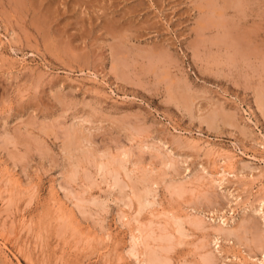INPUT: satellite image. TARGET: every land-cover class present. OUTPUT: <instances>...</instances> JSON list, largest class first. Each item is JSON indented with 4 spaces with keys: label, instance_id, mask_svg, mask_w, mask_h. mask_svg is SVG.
Listing matches in <instances>:
<instances>
[{
    "label": "rangeland",
    "instance_id": "rangeland-1",
    "mask_svg": "<svg viewBox=\"0 0 264 264\" xmlns=\"http://www.w3.org/2000/svg\"><path fill=\"white\" fill-rule=\"evenodd\" d=\"M23 1L0 0V264L264 262V0Z\"/></svg>",
    "mask_w": 264,
    "mask_h": 264
},
{
    "label": "bare ground",
    "instance_id": "bare-ground-1",
    "mask_svg": "<svg viewBox=\"0 0 264 264\" xmlns=\"http://www.w3.org/2000/svg\"><path fill=\"white\" fill-rule=\"evenodd\" d=\"M232 1H235V0H223V7H228V6H231V3H233ZM245 1V0H244ZM16 2V1H15ZM18 2H19V5H20V7L21 6H25V4H26V2L24 3V1L23 0H18ZM202 2H204V3H202V4H205L206 3V5H207V7L206 8H208L209 7V10H211V12L210 13H214L215 15H216V13H217V8L215 7L216 6V4H215V2H216V0H202ZM217 3V2H216ZM235 5L237 6V7H239V8H241V7H243L244 5H243V3L241 2V0H236L235 2ZM218 6V5H217ZM221 6V7H222ZM236 6H234V7H236ZM247 6V5H246ZM18 7V6H17ZM222 7V8H223ZM221 8V9H222ZM225 8V9H226ZM238 8V9H239ZM220 8L218 7V10H219ZM220 9V10H221ZM224 9V8H223ZM234 9H236V8H234ZM220 10H219V12H220ZM131 11V10H130ZM218 12V16L217 17H219L218 18V20L217 19H214L213 17V15H212V17H208L209 19L207 20L209 23H210V25L212 24V25H219V26H223L224 24H225V22L224 21H221V20H219L220 18H221V16L223 17V15H221L220 13ZM222 12H223V10H222ZM221 12V13H222ZM241 12V11H240ZM204 19V18H203ZM217 20V21H216ZM225 20V19H224ZM205 24H207V23H205ZM229 25V24H228ZM209 26V25H208ZM225 27H226V24L224 25ZM224 27H222V29H223ZM218 32V31H217ZM228 32V31H227ZM229 33V32H228ZM110 34V33H109ZM50 36V35H49ZM131 37V36H130ZM237 37V36H236ZM238 37H240V35L238 36ZM245 37V36H244ZM248 38H249V36H248ZM249 39H251V36H250V38ZM239 40V39H238ZM242 40L245 42L246 41V39L244 40V38L242 37ZM225 41V43H226V40H222V39H219L217 42H224ZM248 41V40H247ZM252 41V40H251ZM118 42V41H117ZM236 42V41H235ZM249 42V41H248ZM213 44V43H212ZM223 44V43H222ZM248 44V43H247ZM247 44H245V43H242L241 44V46L240 47H242V50H240V51H243V49H246L245 47H246V45ZM249 44H251V42L249 43ZM223 46V45H222ZM216 47H218V46H216ZM125 48V47H124ZM247 48H249L248 46H247ZM241 49V48H240ZM228 51V50H227ZM249 51V49H247V52ZM242 53H244V52H242ZM122 54V53H121ZM245 56H247V55H245ZM214 58V57H213ZM246 58V57H245ZM249 58V57H248ZM139 59V58H138ZM160 60V59H159ZM162 62V61H161ZM146 67V66H145ZM164 67V66H163ZM164 69V68H163ZM251 69V68H250ZM130 72V71H129ZM121 76V75H120ZM264 78V77H263ZM173 87V86H172ZM177 88V87H176ZM175 88V89H176ZM177 89H179V88H177ZM173 92H175V90L173 89ZM179 92V91H178ZM264 93V92H263ZM261 95V94H260ZM181 96H182V101H185L184 103H186V104H189V103H191V96H190V98L189 97H187V96H185L184 94H181ZM259 96V95H258ZM262 96H264V95H261L259 98H257L258 100V104H259V108L264 112V99H263V97ZM175 97V96H174ZM173 97V99H175ZM192 106V105H191ZM193 107V106H192ZM185 110V109H184ZM187 110V109H186ZM261 111V112H262ZM189 113V112H188ZM207 122V121H206ZM212 123V122H211ZM213 124V123H212ZM42 131V130H41ZM73 133H74V131H72ZM76 134V133H75ZM140 134V133H139ZM74 137V136H73ZM138 137V136H137ZM81 140V137H80V135L79 136H75L74 137V139H71V142H67V143H69L68 145H67V147H66V153L68 154V156L70 157V158H73V152L75 151V149H76V146H77V144L79 143V141ZM84 145V144H83ZM138 146V145H137ZM208 149V148H207ZM124 151V150H123ZM155 151V150H154ZM112 152V151H111ZM158 152V151H157ZM215 152V151H214ZM75 153V152H74ZM127 153H125L124 154V156L126 155ZM93 155V154H92ZM129 155V153L127 154V156ZM137 155V154H136ZM169 155V154H168ZM104 156V155H103ZM91 154H86L85 155V161L87 160V161H90V160H92L91 159ZM129 157V156H128ZM99 158V157H98ZM108 158V157H107ZM124 158V157H123ZM125 158H126V156H125ZM137 158V157H136ZM232 159V158H231ZM114 161H109L107 164H101V166H100V170H98V171H104V170H106V169H108V167H112V168H114V171L115 172H117V174L116 175H118V173H121L120 171H121V169H125V166L123 165V163H121V162H118L116 159H113ZM149 160V159H148ZM72 161H73V159H72ZM232 161V160H231ZM230 159H225L224 160V162H219L218 164H219V170L220 171H217V172H219V174H221V176H223V177H225L226 176V173H231V171L229 170H227V167H229V168H231V164H230ZM80 162V161H79ZM177 162V161H176ZM99 163V162H98ZM126 163V162H125ZM97 164V163H96ZM220 165H222V167L220 166ZM80 166H81V164L80 163H77L76 165H75V170H74V172L70 175V180H74V179H76V176H77V170H78V168H80ZM218 166V165H217ZM228 168V169H229ZM88 169V168H87ZM129 169V168H128ZM217 169V170H218ZM6 170H7V168H6ZM113 170V169H112ZM127 171V170H126ZM135 171V170H134ZM152 171V170H151ZM222 171V172H221ZM107 172H109V171H107ZM106 172V173H107ZM113 172V171H112ZM112 172H110V173H112ZM115 172H114V175H115ZM131 172V171H130ZM177 172V171H176ZM101 173V172H100ZM145 173H147V172H145ZM156 173V172H155ZM122 174V173H121ZM142 174V173H141ZM140 174V175H141ZM232 174V173H231ZM97 175V174H96ZM102 175V174H101ZM106 175V174H105ZM110 175V174H109ZM113 174H111L110 176H112ZM113 175V176H114ZM115 175V176H116ZM132 175V174H131ZM167 175V174H166ZM228 175V174H227ZM86 176H87V174H86ZM122 176V175H121ZM150 176V175H149ZM94 177V176H93ZM109 177V176H108ZM119 177V176H118ZM160 177V176H159ZM223 177H219V179H223ZM84 178V177H83ZM87 178V177H86ZM147 178V177H146ZM145 178V184L144 185H147L146 183L148 182V179H146ZM173 178V177H172ZM89 179V178H88ZM93 179V178H92ZM114 179V178H113ZM97 180V179H96ZM104 180H105V178H104ZM198 180H200L199 178H198ZM225 180V179H224ZM84 181V180H83ZM85 181H87V180H85ZM142 182H143V180H141ZM140 181V182H141ZM147 181V182H146ZM160 181V180H159ZM196 181V180H195ZM221 181V180H220ZM93 182V181H92ZM113 182V181H112ZM143 182V183H144ZM200 182V181H199ZM126 183V182H125ZM134 183V182H133ZM150 183V182H149ZM157 183V182H156ZM173 183V182H172ZM70 184V183H69ZM83 184V183H82ZM102 184V183H101ZM109 184V183H108ZM131 184V183H130ZM135 184V183H134ZM133 184V185H134ZM137 184H140V183H138L137 182ZM158 184V183H157ZM112 185V184H111ZM132 185V184H131ZM130 185V186H131ZM136 185V184H135ZM143 185V184H142ZM143 185V186H144ZM183 185V184H182ZM187 185V184H186ZM65 187V186H64ZM115 187V186H114ZM136 187H137V185H136ZM145 187V186H144ZM143 187V188H144ZM131 188H132V186H131ZM67 189V188H66ZM133 189H135V186H134V188ZM142 189V188H141ZM185 188L184 187H182V186H174V184H173V186L171 187V191L172 190H176L175 191V194H177V195H179L180 193H182V192H184V191H186V190H184ZM128 190V189H127ZM146 190V189H145ZM152 190V189H151ZM150 190V188H149V191H151ZM170 190V189H169ZM138 191H140V190H138ZM143 191H144V189H143ZM149 191L147 192V195H149ZM153 191V190H152ZM71 192V191H70ZM132 192H134V190L132 191ZM136 192H137V188H136ZM179 192V193H178ZM146 193V192H145ZM174 193V192H173ZM185 193V192H184ZM150 194H151V192H150ZM75 195V194H74ZM181 195H183V194H181ZM180 195V196H181ZM144 196H146V194L144 195V192H143V195H141V194H137V197H138V202L139 203H141V206H142V209H141V212H138V213H142V210H144V208L146 207L145 205H147V204H145V203H143V201H142V198L144 197ZM175 196V195H174ZM123 197V196H122ZM148 197V196H147ZM146 197V198H147ZM206 197V196H205ZM145 198V199H146ZM127 199V198H126ZM144 199V200H145ZM153 200V199H152ZM238 200V199H237ZM119 202V201H118ZM128 202V201H127ZM126 202V203H127ZM261 202H262V204L264 205V199L263 200H261ZM125 203V202H124ZM157 203V202H156ZM208 203V202H207ZM100 204V203H99ZM143 204H145V205H143ZM153 204V203H152ZM261 204V205H262ZM103 205V204H102ZM150 205V204H149ZM154 205V204H153ZM78 206V205H77ZM129 206V205H128ZM140 206V207H141ZM156 206V205H155ZM128 208V207H127ZM149 208V207H148ZM57 209V208H56ZM139 209V208H138ZM150 209V208H149ZM140 210V209H139ZM131 212V211H130ZM153 213V212H152ZM137 214V213H136ZM126 215V214H125ZM139 215V214H138ZM172 216V215H171ZM175 218V217H174ZM182 219V218H181ZM188 219V218H187ZM179 220V219H178ZM177 220V221H178ZM174 221V220H173ZM130 222V221H129ZM197 222V221H196ZM177 223V222H176ZM177 224H179V225H176L177 227L179 226V229H178V233L180 234V235H182L183 236V238H184V236L186 235L184 232H183V230L182 229H184V228H182L181 227V224H182V222L180 223V222H178ZM197 224V225H196ZM195 225L198 227V225L200 224V223H196ZM183 225V224H182ZM192 226H194V222H193V225ZM200 226H202V225H200ZM70 227V226H69ZM138 229V228H137ZM139 230V229H138ZM187 231V230H186ZM222 232L223 231H221V229L220 230H218L217 231V233H219V235L221 236L222 235ZM226 232V231H225ZM153 235V234H152ZM219 235H217V236H219ZM111 236V235H110ZM151 236V235H150ZM108 237V236H107ZM143 237V236H142ZM222 237V236H221ZM239 237V236H238ZM245 237V236H244ZM141 238V237H140ZM140 238H137L136 239V237H135V239H134V237H133V241L135 242V244H141V243H143L142 245H145L146 243H145V241L144 240H141ZM162 240H163V242H166V244L167 245H164V244H162V246H163V249L165 250H162L163 252H169L170 251V249L172 248V244L174 243H171V238H170V236L169 235H167V236H165V237H163L162 236V238H161ZM218 239V241H219V239H221V238H217ZM243 239V238H242ZM108 240V239H107ZM239 240V239H238ZM144 241V242H143ZM217 241V240H216ZM215 241V242H216ZM210 242V241H209ZM236 242V241H235ZM262 242V241H261ZM216 243H218V242H216ZM134 244V245H135ZM147 244H148V242H147ZM179 244V243H178ZM258 244V243H257ZM262 244V243H261ZM260 245V244H259ZM136 246V245H135ZM148 246V245H147ZM146 246V247H147ZM243 246V245H242ZM263 246V248H264V244L262 245ZM132 248V247H131ZM148 249V248H147ZM249 249H251V248H249ZM133 250V249H132ZM131 250V251H132ZM145 252L146 251H149V249L148 250H146V249H143ZM143 251V252H144ZM161 251V252H162ZM132 255H135L136 257H137V254H136V252H135V250H133L132 252ZM138 253H140V256L142 257V255L144 256V254L145 253H142V255H141V252L140 251H138ZM147 253V252H146ZM149 253H151V252H149ZM155 252H152L151 254H147V256H146V254H145V256H146V258H148V261L146 260V258H144V259H140L139 257V264H147L149 261L151 262L150 264H152V263H154V264H165V262L164 261H167V258L165 259L164 257V259L165 260H163V261H161V259H159L158 257H157V255H155L154 254ZM170 253V252H169ZM264 253V252H263ZM144 256V257H145ZM133 257V256H132ZM120 259V258H119ZM138 260V259H137ZM208 259H206V262L208 263V264H210V261L208 260ZM254 260V259H253ZM202 261V260H201ZM205 261V260H204ZM203 261V262H204ZM205 262V263H206ZM260 262V261H259ZM206 263V264H207ZM149 264V263H148ZM261 264H264V262L262 261L261 262Z\"/></svg>",
    "mask_w": 264,
    "mask_h": 264
}]
</instances>
